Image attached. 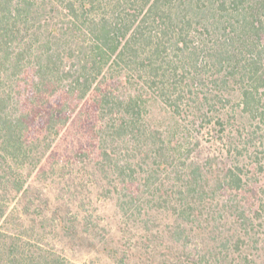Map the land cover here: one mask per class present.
<instances>
[{
    "label": "trees",
    "instance_id": "obj_1",
    "mask_svg": "<svg viewBox=\"0 0 264 264\" xmlns=\"http://www.w3.org/2000/svg\"><path fill=\"white\" fill-rule=\"evenodd\" d=\"M228 82L241 112L264 122V0H0V264H72L26 240L48 227L64 239L79 229L47 186L67 167L51 158L75 118L86 138L76 157L94 188L145 238L151 219L163 220L172 245L185 249L183 261L168 264H264L243 253L248 232L232 245L224 237L216 254L190 246L218 200L225 212L236 209L231 193L250 181L235 138L231 164L214 178L217 201L196 169L178 167L191 122L207 118L223 134L233 118L227 109L213 114ZM239 208L235 220L251 223Z\"/></svg>",
    "mask_w": 264,
    "mask_h": 264
},
{
    "label": "rangeland",
    "instance_id": "obj_2",
    "mask_svg": "<svg viewBox=\"0 0 264 264\" xmlns=\"http://www.w3.org/2000/svg\"><path fill=\"white\" fill-rule=\"evenodd\" d=\"M226 80L232 79L228 76ZM221 91L222 103L216 105L213 114L216 111L224 114L222 109H227L229 116L232 115L233 118L225 120L223 134H220V130L209 123L207 118L196 119L194 124L191 122L192 124L187 126L189 137L186 148L189 155L185 163L179 164L178 167L182 172L196 169L201 178L209 181L206 192L210 193L213 187L216 188L211 201H217L215 199L222 193L221 189L215 187L214 178L221 176L231 164L226 148L228 139L235 138L246 164L253 168L247 173L250 177L249 184L240 193H231V197L233 201H239L237 208L246 210V214L252 216V222L235 220L239 215L238 209L232 208L225 212L223 207L218 206V200V204L209 212L211 216L208 214L210 224L193 234L190 246L207 254H216L221 250L220 241H223L224 237L232 238V245L236 233L248 232L249 236L245 234L244 241L245 245L249 243V249L246 248L243 253L251 259L264 260V253L259 251L261 248L253 243V238H257L253 235L254 232L264 239V122L249 119L241 112L237 106L238 98L233 83L228 82V85L221 86ZM261 101L264 106V94ZM163 112L158 107L153 108L155 114ZM85 139L84 131L76 118L60 130L55 142L58 150L52 156L51 162L63 159L67 167L57 171L54 179L50 178L51 182L42 181L43 186L48 183L50 190L51 187L53 189L51 202L62 203L67 213L66 219L76 226L79 225L77 233L72 231L73 236L64 239L54 232L51 233L50 227L47 226L51 223H46L43 226L48 228L39 236L37 233L42 232H27L30 235L26 240L28 245L33 248L35 241H39L43 250L50 254L57 252L72 264H168L172 259L183 261L187 256L185 249L172 245L167 233L169 228L163 220L151 219L149 229L152 234H147L145 238L144 231H141L137 224L126 222L120 217L113 207L112 200H108L109 195L107 196L106 192L94 188L96 178L90 174L85 175L82 158L76 157L78 147L86 142ZM173 168L175 167L170 170ZM80 173L84 175L81 178L84 180L80 179ZM74 203L77 206H74ZM261 204L263 208H259L258 213L257 207ZM74 207H78V210ZM76 211L83 212L86 219L79 215L76 217ZM36 213L38 210L34 211V214ZM39 224L38 222L37 225ZM14 225L15 220L12 218L7 227Z\"/></svg>",
    "mask_w": 264,
    "mask_h": 264
}]
</instances>
